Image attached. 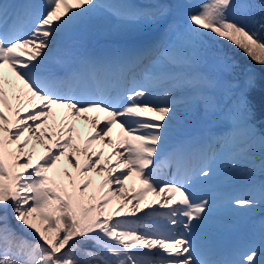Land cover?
Segmentation results:
<instances>
[{"label": "snow or ice", "instance_id": "obj_1", "mask_svg": "<svg viewBox=\"0 0 264 264\" xmlns=\"http://www.w3.org/2000/svg\"><path fill=\"white\" fill-rule=\"evenodd\" d=\"M181 7L0 0V264H264V239L224 254L205 243L213 198L200 187L213 175L216 146H230L229 163H239L264 126V76L209 43L264 68V0H200L182 28L169 19ZM101 13L124 24V47L104 57L69 48L50 61L63 35ZM177 93L227 127L166 156ZM81 121L90 126L83 137ZM231 203L248 210L257 200Z\"/></svg>", "mask_w": 264, "mask_h": 264}, {"label": "bare ground", "instance_id": "obj_2", "mask_svg": "<svg viewBox=\"0 0 264 264\" xmlns=\"http://www.w3.org/2000/svg\"><path fill=\"white\" fill-rule=\"evenodd\" d=\"M102 2H115V0H102ZM94 17L98 19V22L96 24H90L88 19L84 23L77 26V28L82 32L80 33L81 36L78 35L76 40L79 38L83 39L84 37L86 39H90L91 38L89 37L90 35L96 34L98 37H96V40H94L95 47L99 44L100 45H102V43L104 44V47L100 48V50L102 51L100 57L106 56L107 51L110 48H114L116 50L117 48H122L126 45L127 41L123 38L124 24L120 20L119 21L121 22V24L108 26L102 24V21L105 20L106 17H109L107 13H101ZM112 18L114 19L115 17ZM104 28L106 29L104 30ZM73 30L76 31V29ZM161 32H163L162 27L160 28L159 32L156 33V36L161 34ZM66 35H63L60 38L58 47L54 49L52 56L49 58L50 61L51 60L54 61L57 57L61 56L63 52L69 48H71L74 52L85 56H94V54H96V50H94L95 48L88 47L90 46L89 44H85V42L82 43L77 42L75 38H73V35L70 34V32H68ZM157 38H159V36H157ZM145 63L147 64L148 61H145ZM4 71L6 74L11 75L9 69L5 68ZM191 99H192L191 97H186L181 93L176 94V101H175L176 119L173 121V127L176 131L174 132L172 138L169 140V144L166 146L165 153L167 155L169 152L172 151L175 144H177L179 141H182L183 139H187V140L190 139L191 141H193V143H197L200 146L204 145V143L208 140L209 133L207 135V131L210 129V127L207 126L201 129V128H197L194 125L193 118H196V114H195V110L191 108L192 105H194L193 104L194 100ZM99 115L101 121L103 122L104 114L100 113ZM77 127L80 129L82 137L86 136L90 130V126H86L82 121L78 122ZM116 131H117L116 126H113V135L115 134ZM199 131H204L206 133H201ZM212 132L214 133L215 130ZM26 135L28 134L26 133ZM213 135H218V134H213ZM258 148L259 145L258 146L256 145V149L253 152L249 153L247 157L238 158L239 163H237L236 160H232L231 163H229L233 149L229 146L228 148L224 149L223 152H221L219 150V146H216L217 155L215 156L214 161H210L213 169V175L206 182L202 181L200 184V187L213 198L212 214L208 222L202 229L206 238L205 240L206 244H210L213 247L219 244H223L222 237L224 236L227 239L228 236L227 229L230 227L229 223H233V224L237 223V220L234 219V216H232L234 214L232 211V209H234L233 208L234 205L231 203L233 198L237 196H242V197H250L256 199V197L252 195L255 193L260 194L254 188L256 183L260 180L258 175L253 174L252 176V174L249 173L247 176H243L241 172V170L249 167L250 164L245 163L249 159L256 156H260V158L264 160V151L263 152L258 151L257 150ZM176 149H174V151ZM256 162L257 161H255L254 164H256ZM170 163L173 164V166L175 167L176 157L171 159ZM232 165H235V167H233ZM254 172H256V170H254ZM171 173L172 172L170 171L168 172V174ZM160 175L164 176L165 178H169L163 172H160ZM136 186L137 187L139 186L138 182ZM248 187L253 189L251 191H248L247 190ZM129 188L131 190V185H129ZM151 199H152V194H149L147 202L150 203ZM133 203H135V201H133ZM257 208L264 210V205L262 203L256 204V206H254L249 210L254 212L256 211L255 209ZM137 215H139V213H137ZM210 233H214L217 236L210 237L209 236ZM249 243H246L245 246ZM230 249H232V247H230L228 250Z\"/></svg>", "mask_w": 264, "mask_h": 264}, {"label": "rangeland", "instance_id": "obj_3", "mask_svg": "<svg viewBox=\"0 0 264 264\" xmlns=\"http://www.w3.org/2000/svg\"><path fill=\"white\" fill-rule=\"evenodd\" d=\"M161 2H167V0H162ZM199 2H200V0H190V3L188 2V0H181L182 7L178 10V12L176 13V15L171 18V20H175L176 25L178 27H181L182 28L183 27V24H184V20H185L184 13L187 12V11H189V10H192V11L196 10V6L198 5ZM256 2L259 3L258 0H256ZM111 17H112V15L109 16V17H106V19L102 21V24L108 25V26H111V25L114 26L116 24L117 25L118 24H121V22L119 20H117L116 18L113 19ZM106 28H108V27H106ZM106 28H104V30ZM100 30H102V29H100ZM228 54L233 57V54L232 53H228ZM235 60L238 61L237 57H236ZM244 65H245V63H244ZM246 66H250L252 69H254V71L257 73L258 76H263L261 74V72L258 71L254 66L248 65V64ZM207 70L209 72L212 71L211 66H209V68ZM217 95H222V89L217 92ZM191 100H194V99H191ZM193 104L194 105H192L191 108L194 109L195 111L197 109L201 108V109H199V113L197 115L198 118H199L197 124H201L204 121L203 119L205 118L204 115H203V105L198 104L195 100L193 101ZM215 118H217V117H213L212 119H215ZM216 123H218L221 126L223 125V127H225V128L227 127L226 120H225V118L223 116H221L219 119H217ZM257 128H258V133H257V137H256V145L258 146L259 145V138H260V136L261 135H264V129H263L264 127H262L261 125L258 124L257 125ZM224 130L225 129H219L218 131L223 133ZM259 130H260V132H259ZM257 150L258 151H261L259 148ZM44 151H45V149L41 145H37V153H36L37 156L43 154ZM33 159L35 160L36 159V156H34ZM255 161H257L256 164H254ZM245 163H249L250 165H249L248 168L241 170L243 176H247L249 173H251L252 176H253V174H256L258 176H264V160L262 158H260V156L253 157V158L249 159L248 161H246ZM254 170H256V172H254ZM261 185L262 184H259V189H260V186ZM261 197H260V199L257 197L255 200L258 201L257 204H261L262 203L264 205V199H262ZM233 208L234 209H232V211H233L234 214L232 216H234V219H239L241 217L248 216V215L253 214L254 212L260 210L258 208V210H256V211L253 212V211H251L249 209L248 210L239 209V208H237L235 206H233ZM12 224H13L14 227H16V222L14 220L12 221ZM241 224H244V223H241ZM256 224H258V228L256 230V233H254V237L255 238H258L260 240L261 239H264V222L262 223L263 225H260V221L258 223H256ZM232 225H233V223H229V226H232ZM16 230H17V232H20L21 235H25L23 232H21V230L19 229V227H17ZM27 238L29 240H32L33 239V237H31V236H28ZM88 247H91V245H88Z\"/></svg>", "mask_w": 264, "mask_h": 264}, {"label": "trees", "instance_id": "obj_4", "mask_svg": "<svg viewBox=\"0 0 264 264\" xmlns=\"http://www.w3.org/2000/svg\"><path fill=\"white\" fill-rule=\"evenodd\" d=\"M260 2V0H258ZM209 43H212L213 48H220L222 47L224 51H226L227 53H232L233 57L236 59H238V61L240 62L241 65H252L254 66L258 71L261 72V74L264 76V69L261 68L258 64L253 63L247 56H245V54L241 51H239L238 49L232 48L230 45L226 44V43H219L217 44L216 42L213 41H209ZM264 127V126H263Z\"/></svg>", "mask_w": 264, "mask_h": 264}]
</instances>
